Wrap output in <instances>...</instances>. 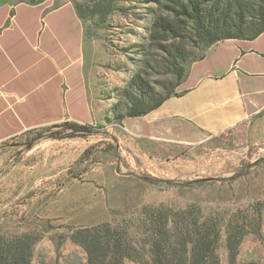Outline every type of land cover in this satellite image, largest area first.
<instances>
[{"label": "rangeland", "instance_id": "374dc122", "mask_svg": "<svg viewBox=\"0 0 264 264\" xmlns=\"http://www.w3.org/2000/svg\"><path fill=\"white\" fill-rule=\"evenodd\" d=\"M43 1L75 7L95 79L99 122L91 126L96 133L84 138H54L71 131L61 123L0 144V234L36 235L31 264H87L73 240L76 230L124 225L137 242L144 208L192 207L222 225L219 264H229V223L249 228L234 264H264V117L212 137L188 126L161 135H152L151 126L140 134L139 118H121L142 96L153 102L179 93L190 66L208 49L203 31L181 15L180 0H0ZM221 1L232 4L249 38L264 14V0ZM166 23L180 33L177 38L162 26ZM142 177L210 180L194 188H169ZM136 247H141L139 259L149 260L148 247ZM123 264L140 263L126 259Z\"/></svg>", "mask_w": 264, "mask_h": 264}, {"label": "crops", "instance_id": "0c3cea01", "mask_svg": "<svg viewBox=\"0 0 264 264\" xmlns=\"http://www.w3.org/2000/svg\"><path fill=\"white\" fill-rule=\"evenodd\" d=\"M74 5L0 2V144L61 123L95 126V79ZM179 95L139 118L136 131L209 136L264 117V33L209 47ZM179 92V93H180Z\"/></svg>", "mask_w": 264, "mask_h": 264}, {"label": "trees", "instance_id": "16d2710c", "mask_svg": "<svg viewBox=\"0 0 264 264\" xmlns=\"http://www.w3.org/2000/svg\"><path fill=\"white\" fill-rule=\"evenodd\" d=\"M174 2V1H172ZM35 4V3H34ZM181 15L186 16L198 29L203 31L208 48L226 40H252L264 33V14L258 20L252 35L245 37L243 24L232 4L221 0H180ZM172 31L177 38L180 33L173 25H162ZM177 58H180L177 55ZM202 58V57H201ZM200 58V59H201ZM177 93L172 96L181 94ZM149 97V95H147ZM171 95L160 97L156 101L145 100V96L133 101L122 119L140 118L157 109ZM71 131L57 139L84 138L95 134L89 125L66 123ZM57 126V125H56ZM238 177H232L235 180ZM210 179L177 182L155 177H142V181L152 185L166 187L194 188ZM145 221L142 222L141 237L134 242L129 229L124 225L102 223L92 228L75 231L73 240L86 254L87 264H123L126 259L139 261L140 264H219L217 246L222 225L214 218H206L201 210L187 207L170 210L163 206L143 209ZM260 213L255 221L260 223ZM226 232V249L229 264H234L238 247L243 237L249 232L245 224H228ZM38 237L30 233H21L7 237L0 234V264H31L32 250ZM137 244L148 247L149 260L139 259Z\"/></svg>", "mask_w": 264, "mask_h": 264}]
</instances>
